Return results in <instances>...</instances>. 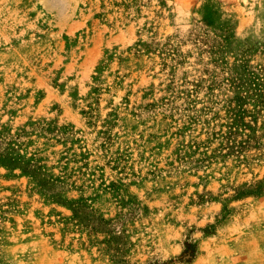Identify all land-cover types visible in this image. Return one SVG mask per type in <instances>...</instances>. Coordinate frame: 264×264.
<instances>
[{
  "label": "rangeland",
  "instance_id": "obj_1",
  "mask_svg": "<svg viewBox=\"0 0 264 264\" xmlns=\"http://www.w3.org/2000/svg\"><path fill=\"white\" fill-rule=\"evenodd\" d=\"M241 48H264V0H0V155L33 171L0 164V264H112L96 218L130 264L187 241L189 264H264V195L224 200L249 171L188 147Z\"/></svg>",
  "mask_w": 264,
  "mask_h": 264
},
{
  "label": "trees",
  "instance_id": "obj_2",
  "mask_svg": "<svg viewBox=\"0 0 264 264\" xmlns=\"http://www.w3.org/2000/svg\"><path fill=\"white\" fill-rule=\"evenodd\" d=\"M221 46L222 44L219 45ZM214 50L210 48L212 53ZM232 58L231 63H227L226 60L219 61L220 69L227 70L224 73H227V78L224 80L225 100L212 117V122L203 123L206 124L202 133L204 139L200 140V143L190 141L188 147L193 151L202 149L199 154H202V158H206L205 169H208L209 165H217L218 161L223 165L222 167H225L224 159L232 158V167L236 169L243 167L249 171L251 175L249 180L228 187L231 194L224 200L238 201L264 195V175L260 177L251 170L254 166H264V48L256 50L241 48ZM212 142L216 143L214 148L209 147ZM0 164L8 169H20L24 174L33 173L18 155L15 157L0 155ZM47 183L52 182L48 180ZM46 185V182L40 184L42 188ZM50 186L54 189L53 185ZM54 198L64 207H68L72 213L71 219L75 220L76 226L79 227L85 223L90 227L88 224L90 213H87L89 208L86 204L79 201L69 203L62 201L59 192ZM94 220L97 222L99 231L106 235L102 244L108 248L106 253L110 257V262L130 264L127 258L131 243L126 237L121 236L117 222L100 218ZM196 254L197 244L187 241L183 244L182 252L177 260L179 263L189 264ZM134 264H174V260Z\"/></svg>",
  "mask_w": 264,
  "mask_h": 264
}]
</instances>
